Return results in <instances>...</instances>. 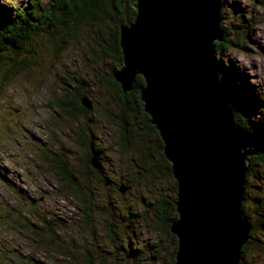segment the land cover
Listing matches in <instances>:
<instances>
[{
	"label": "rangeland",
	"instance_id": "1",
	"mask_svg": "<svg viewBox=\"0 0 264 264\" xmlns=\"http://www.w3.org/2000/svg\"><path fill=\"white\" fill-rule=\"evenodd\" d=\"M28 1L0 0V12L13 18L16 9ZM32 1L40 8L48 0ZM219 13L222 38L214 42L223 40L225 45L214 51L217 68L224 74L225 87L240 88L242 96L235 108L244 128L261 133L263 143L264 0H220ZM114 23V19H105L79 24L56 51L44 32L33 33L38 60L0 77V264H76L70 251L83 247L97 264L96 251L108 263L161 264L170 260L174 244L159 229L154 203L159 192H170L172 177H156L151 187L136 179L131 151L120 149L117 122L109 118L119 113V100L107 78L120 62L104 54L107 41L103 37L106 27ZM76 90L90 106L84 105L87 110L82 114L63 112V99L72 98L71 91ZM132 118V141L137 144L131 148L137 151L140 144L153 153L150 135L137 134L141 120ZM80 129L84 134L80 140L90 148V157L98 155L101 180L107 179L102 185H92L94 201L105 202L115 217L128 211V220L113 226L111 240L105 235L102 216L94 217L87 227L82 224L75 213L73 190L47 167V158L56 152L74 174L79 171L88 156L77 141ZM246 175L240 206L249 225L254 224L236 264H264V161L252 164ZM91 181L94 183L93 177ZM75 186L84 189L79 179ZM48 228H54L58 238L46 244L43 239L48 240ZM84 228H92L89 235ZM36 230L44 231L41 239L35 237ZM109 249L119 257L112 258L106 252Z\"/></svg>",
	"mask_w": 264,
	"mask_h": 264
},
{
	"label": "water",
	"instance_id": "2",
	"mask_svg": "<svg viewBox=\"0 0 264 264\" xmlns=\"http://www.w3.org/2000/svg\"><path fill=\"white\" fill-rule=\"evenodd\" d=\"M130 1L133 17L118 26L121 60L111 75L122 92L135 74L143 79L142 108L176 182L173 264H236L249 229L240 206L246 157L257 142L233 119L217 75L220 0ZM90 162L100 169L96 156Z\"/></svg>",
	"mask_w": 264,
	"mask_h": 264
},
{
	"label": "trees",
	"instance_id": "3",
	"mask_svg": "<svg viewBox=\"0 0 264 264\" xmlns=\"http://www.w3.org/2000/svg\"><path fill=\"white\" fill-rule=\"evenodd\" d=\"M37 5H39L37 1L29 0L24 7L16 9L13 18L4 17L0 12V77L1 75L5 77L8 75L9 71L18 70L26 64L35 63L38 60L39 51L32 40L33 33L38 34L39 32H44L45 36H47L46 38L53 40V51H56L61 46H64L65 37L68 34H73V30L77 25L92 23V21L103 22L105 19H114L115 23L112 27H106L105 29L107 36L103 37V41L106 40L108 44L105 42L104 54L111 56L114 61L120 62L121 52L118 43V26L128 22L133 17L134 8L130 0H48L46 5L40 8ZM125 16L126 18L123 20ZM219 25L222 26L221 22H219ZM223 29L225 33V28ZM97 41L98 39L96 38V42ZM100 43L101 42H98V44ZM223 45H225L223 40L215 41L214 49L217 50ZM217 75L221 81H224V74L221 69H217ZM107 80V83L113 89L114 94L119 100V113L110 114L109 118L117 122V127L121 135L118 146L122 150L131 151V158L134 162L132 170L134 171L133 175L135 178H141L144 182L143 184L151 187L153 181L158 179L156 177H172L169 186L170 192H159L155 197L154 208L156 216L159 219V229L164 234H167L170 241L174 244L172 246L173 250L170 260L161 264H173L176 237L169 229V222L176 216L173 201L176 193V182L170 170V162L162 152V140L160 135L154 125L149 122L148 113L142 108V102L139 98L137 89L143 79L140 74H135L131 88L125 92L121 91L119 83L112 77L111 73H109ZM71 94L72 98L66 97V99H63V105H61L62 111L68 114H82L87 110L81 101L82 93L76 90L74 94L71 91ZM241 94L242 92L238 87L230 85L226 87V96L230 101L229 105L231 107L233 119L244 127V120L240 117L238 110L235 108V102L241 98ZM83 95L87 96L85 94ZM133 115L141 120V127L138 128L137 134L142 135L148 133L150 135L153 153H149L144 146L140 144L137 151H133L131 148L132 146L134 148L137 144V142L132 141L133 131L131 130V126L135 124L132 118L134 117ZM251 132L255 136H258V138L256 136L258 146L256 151L246 157L248 166L244 173L243 189L244 183L248 177L246 174H249L251 165L262 160L264 161V142L262 143L259 141V135L261 136V133L257 132L256 134V132ZM83 136V131L80 129L77 141L84 145V148L87 150L86 155H88L85 162L83 161L80 163V173L78 171L74 174L69 168L67 161L56 152L51 154L50 159L47 158V167L53 169L60 179L66 181V186L73 190L77 201V210L75 213L77 215L78 212L82 224L87 227L92 223L94 217L102 216L101 219L104 222L105 235L111 240L115 231L113 226L118 224L119 221L128 220V211L120 212V214H116L118 216L115 217L112 212H108V207L104 204L105 202L100 204L94 201L95 196L93 197L92 185H102V182L107 179L103 178L101 180L102 174L100 173V169H97L91 164V150L80 140ZM95 156L97 162H99L98 155ZM151 166H154V169H152ZM92 177L94 183H90L92 182ZM78 179L83 182L84 189L75 186V180ZM250 223L252 224L249 225V229L251 228L252 230L254 223L252 221ZM84 229L87 230L86 233L89 235L92 228ZM121 231H124V229H121L120 232ZM46 233L45 236L48 237V240L43 239V242L46 244L48 241L50 243L53 239L58 238L54 228H48ZM43 234L44 231L40 233H38V230L35 231V237L37 239H41ZM248 241L249 238L247 237L241 244L240 251L246 247ZM62 251H65V249L62 248ZM112 251V249L106 250L107 253H111L112 258L117 259L119 255L115 251ZM96 252L98 264H121L119 261L108 263V259L103 258L104 256L99 251ZM70 253L72 259H75L76 264H97L95 262L96 258L90 254V251L85 250L84 247L78 251H70Z\"/></svg>",
	"mask_w": 264,
	"mask_h": 264
}]
</instances>
